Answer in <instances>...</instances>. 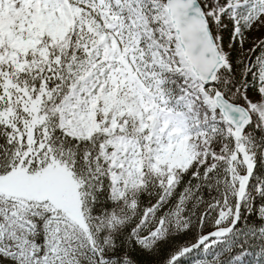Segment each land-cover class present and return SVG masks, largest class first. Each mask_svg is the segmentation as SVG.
I'll return each instance as SVG.
<instances>
[{"label":"snow or ice","instance_id":"snow-or-ice-1","mask_svg":"<svg viewBox=\"0 0 264 264\" xmlns=\"http://www.w3.org/2000/svg\"><path fill=\"white\" fill-rule=\"evenodd\" d=\"M0 264H264V0H0Z\"/></svg>","mask_w":264,"mask_h":264}]
</instances>
